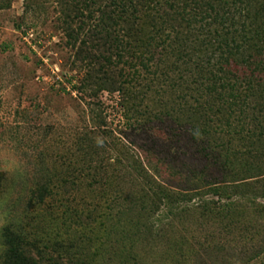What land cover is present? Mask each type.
<instances>
[{"label": "rangeland", "instance_id": "374dc122", "mask_svg": "<svg viewBox=\"0 0 264 264\" xmlns=\"http://www.w3.org/2000/svg\"><path fill=\"white\" fill-rule=\"evenodd\" d=\"M120 1L0 0V144L7 141L0 165L21 156L28 163V176L19 183L0 172V264L9 222L40 239V248L59 232L64 244L52 255L65 257L67 264L88 262L89 256L93 264H102L103 237L91 231L99 226L101 210L94 212V223L77 217L84 207H93L84 206L90 194L99 196L89 188L95 185L90 186L94 179L87 165L102 164L105 172H113L119 157L114 148L123 143L130 148L134 143H172L176 154L184 152L180 143H193L183 128L166 119L172 113L166 101L182 91L164 86L169 93L162 98L159 81L152 82L156 88L148 84L159 70L151 67L156 57L151 51L176 45L181 34L194 47L211 32L192 20V0L178 2L174 11L157 0H125L123 6ZM126 16L131 19L120 23ZM128 33L131 48L121 42ZM150 109L161 120L148 122L143 112ZM91 145L97 152L107 149L101 163L97 152L92 160L85 154ZM243 171L238 180L253 182L264 176V170L250 165ZM44 179L51 189L38 204L31 190ZM205 197L216 199L209 192ZM193 201L174 217L175 233L164 225L154 251L145 255L147 264H259L260 244L252 237L264 220L260 213L248 215L237 206L234 214L220 209L217 217L208 208L195 209ZM256 201L264 203V194Z\"/></svg>", "mask_w": 264, "mask_h": 264}, {"label": "trees", "instance_id": "16d2710c", "mask_svg": "<svg viewBox=\"0 0 264 264\" xmlns=\"http://www.w3.org/2000/svg\"><path fill=\"white\" fill-rule=\"evenodd\" d=\"M180 1L186 0H157L173 11L178 10ZM192 1L196 9L192 20L211 34L194 47L181 34L176 45L167 43L158 53L153 49L151 56L156 57L151 67L159 70L151 74L148 84L156 88L152 82L159 81L162 98V93L168 92L166 86L182 91L179 99L166 101L172 112L166 114V119L183 128L193 143H180L183 154L172 151V143L163 147L134 143L131 148L123 143L114 148L119 157L112 165L113 172H105L102 164L87 165L94 179L90 186L95 185L89 188L99 196L90 194L92 199L84 206L93 207H84L77 217L82 220L84 215L94 223L97 210H101L97 214L99 226L93 225L91 231L101 232L103 237L102 264H147L145 255L154 251L164 225L175 233L174 217L180 216L191 200L192 207L208 208L215 216L220 209H230L234 214L231 210L240 206L248 215L256 212L264 219V203L256 201L264 194V176L253 182L237 179L240 170L242 174L249 165L264 170V0ZM124 2L121 0L120 5ZM125 19L131 17L122 18L120 23ZM129 35H122L121 42L131 48ZM183 107L185 111L178 115ZM145 114L149 115L148 122L162 118L152 109ZM196 139L203 142V147L195 143ZM101 148L97 152L91 145L85 154L92 160V154L97 152L101 163L107 150ZM49 184L44 179L31 190L38 204L49 196ZM207 191L216 199L205 197ZM16 224L9 222L3 230V264L70 263L61 255H52L56 246L64 244L57 238L61 237L59 232L40 248V239L30 238V233ZM257 236L261 240H256ZM252 239L260 244L257 257L259 264H264V220ZM95 255L96 251L92 256ZM94 262L89 256L88 262L71 263Z\"/></svg>", "mask_w": 264, "mask_h": 264}, {"label": "clouds", "instance_id": "9594fccd", "mask_svg": "<svg viewBox=\"0 0 264 264\" xmlns=\"http://www.w3.org/2000/svg\"><path fill=\"white\" fill-rule=\"evenodd\" d=\"M6 143V140L2 141V144ZM2 144H0V150H2ZM7 151H14V149H7ZM0 172H3L10 180L19 183L28 176L27 160L22 156L12 160H5L3 165H0Z\"/></svg>", "mask_w": 264, "mask_h": 264}]
</instances>
